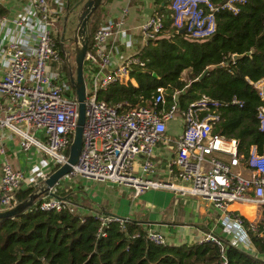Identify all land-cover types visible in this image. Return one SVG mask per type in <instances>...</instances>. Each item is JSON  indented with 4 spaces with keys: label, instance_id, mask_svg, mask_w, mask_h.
I'll list each match as a JSON object with an SVG mask.
<instances>
[{
    "label": "built area",
    "instance_id": "built-area-1",
    "mask_svg": "<svg viewBox=\"0 0 264 264\" xmlns=\"http://www.w3.org/2000/svg\"><path fill=\"white\" fill-rule=\"evenodd\" d=\"M62 1L56 8L51 0H33L32 9L40 28L32 53L11 42L3 57L7 70L0 77V153H4L5 131L18 136L22 151L35 147L43 156V164L34 185L42 184L53 169L66 163L76 127L77 100L67 84L63 61L54 42ZM233 2L242 0L229 1L220 8L210 0H167L175 32L184 29V35L193 40L212 36L216 30L215 13L224 8L236 13ZM126 15L125 9L119 18L105 22L90 36L83 65L86 88L83 143L68 176L125 187L132 190L134 197L147 191H166L205 199L234 227L230 244L255 253L250 237L264 243V145L259 151L251 147L249 158L243 163L238 142L213 133L215 123L220 121L221 105L205 96L184 110L175 103L165 108L163 88L156 90L147 106L128 110L119 111L121 105L110 107L97 100L99 91L115 83L136 85L130 73L144 68L138 55L121 63L115 60L116 42L125 34ZM162 30L163 19L157 15L140 28L147 43L155 40ZM254 86L264 103V82ZM176 118L182 121V131L173 142L174 154L164 166L165 177L154 178L155 150L158 145L171 142L166 137L167 125ZM257 120L259 130L264 131V104L258 108ZM35 132L42 138H37ZM242 170H248L250 175L245 176ZM23 181V174L5 161L0 175V212L15 206V194ZM233 203L259 206L262 210L259 221L249 222L229 211ZM66 206V201L60 198L42 197L38 210L60 212ZM95 217L102 236L106 225L114 222L124 229V223L128 222L113 216ZM145 239L159 246L166 244L165 238L153 231H146ZM203 242L223 247L222 241L212 235L198 243Z\"/></svg>",
    "mask_w": 264,
    "mask_h": 264
},
{
    "label": "trees",
    "instance_id": "trees-1",
    "mask_svg": "<svg viewBox=\"0 0 264 264\" xmlns=\"http://www.w3.org/2000/svg\"><path fill=\"white\" fill-rule=\"evenodd\" d=\"M155 1L154 15L162 17L163 30L137 54L144 68L130 73L136 85L115 83L99 91L97 100L110 107L121 105L119 111L128 110L147 106L156 90L163 88L165 108L175 103L184 110L205 96L221 105L213 133L235 139L244 163L251 147L259 151L264 145V131L259 130L257 120L264 103L254 86L264 80V0L233 2L236 13L219 9L214 34L202 40L177 34L168 3ZM210 1L220 8L232 0ZM102 4L91 17L90 36L102 25ZM3 15L0 8V18ZM54 42L58 47V40ZM246 53L250 55L232 61L233 55ZM59 56L70 86L63 56ZM57 185L52 196L66 199L64 210L42 212L38 210L42 198H38L18 215L0 219V264H264V243L253 236L255 253L222 239V248L212 242L155 245L145 239L146 231L136 221L124 223V229L110 223L102 236L98 218L80 212L71 191ZM35 191L33 184L21 185L15 206Z\"/></svg>",
    "mask_w": 264,
    "mask_h": 264
},
{
    "label": "crops",
    "instance_id": "crops-1",
    "mask_svg": "<svg viewBox=\"0 0 264 264\" xmlns=\"http://www.w3.org/2000/svg\"><path fill=\"white\" fill-rule=\"evenodd\" d=\"M32 1L0 0V8L4 12L3 17L0 18V56L2 57L0 77L7 70V62L3 57L9 43L21 44L29 54L34 49L40 24L32 9ZM61 1L51 0V4L54 6L56 3V6ZM166 1L165 3H167ZM70 3L75 2L70 0ZM163 5L161 4L160 8ZM157 8L155 0L104 1L101 6L102 24L119 18L122 11L127 10L123 25L125 34L121 41L116 42L115 46L114 56L117 63L137 55L147 45L140 28L154 15ZM181 131L182 121L180 119L176 118L168 123L166 137L171 142L166 146L158 145L155 150L157 174L154 178L165 177L164 166L170 156L174 154L173 142ZM35 136L39 139L42 138V135L37 132H35ZM2 149L4 153H0V175L2 165L7 161L15 170L23 174L22 185L33 184L43 164V156L37 149L31 147L27 152L22 151L19 148L18 136L10 131L3 133ZM241 172L245 176L250 175L248 170ZM75 185H72L71 188H62L71 191L78 210L83 214L114 215L121 219L133 218V221L138 222L145 231L160 233L168 245L198 243L208 235L229 242L234 239L232 236L234 227H231L223 213L214 209L211 203L205 199L181 196L166 191H147L134 197L132 190L128 188L86 180L81 177L76 179ZM59 186L57 185V187ZM84 186L87 188L86 192L83 191ZM229 211L240 215L249 222L259 221L262 215L259 206L246 203H233L229 206Z\"/></svg>",
    "mask_w": 264,
    "mask_h": 264
},
{
    "label": "water",
    "instance_id": "water-1",
    "mask_svg": "<svg viewBox=\"0 0 264 264\" xmlns=\"http://www.w3.org/2000/svg\"><path fill=\"white\" fill-rule=\"evenodd\" d=\"M104 0H78L71 4L64 0L59 13V25L62 29L60 36V49L68 73V81L77 100V120L73 137L69 146V154L65 164L51 172L41 185H35L36 191L25 201L9 210L0 212V219L12 218L33 205L35 200L43 196L53 197L52 190L58 182L68 176L72 167L77 163L83 143V129L85 123L86 88L83 75L84 58L90 41V22L93 13L100 7ZM167 2V1H166ZM184 34V29L176 32ZM65 43L68 49H65ZM250 53L233 55L232 61L236 62ZM156 77V75H153ZM204 74L199 78L201 79ZM62 200L66 201L65 198ZM113 217H116L113 215ZM119 218V217H117ZM133 221V218H128Z\"/></svg>",
    "mask_w": 264,
    "mask_h": 264
},
{
    "label": "rangeland",
    "instance_id": "rangeland-1",
    "mask_svg": "<svg viewBox=\"0 0 264 264\" xmlns=\"http://www.w3.org/2000/svg\"><path fill=\"white\" fill-rule=\"evenodd\" d=\"M54 36L56 37L57 36V28L55 29V32H54ZM31 132L34 133V131L32 130ZM78 177H72V176H66L64 177L63 179H61L59 182H58V185H60V189H63L62 187H66V188H71L72 185L73 186H76L75 185V181ZM83 191H87V188L84 186V189Z\"/></svg>",
    "mask_w": 264,
    "mask_h": 264
},
{
    "label": "flooded vegetation",
    "instance_id": "flooded-vegetation-1",
    "mask_svg": "<svg viewBox=\"0 0 264 264\" xmlns=\"http://www.w3.org/2000/svg\"><path fill=\"white\" fill-rule=\"evenodd\" d=\"M56 28H57V36L55 37V39L58 40V44H59L60 36H61V33H62V29H61V27L59 25V18L57 20ZM55 47H57V46L55 45ZM65 49H68V45L66 43H65ZM56 50H57V53L59 52L58 54H61L62 55V52H61V49H60V45L57 47Z\"/></svg>",
    "mask_w": 264,
    "mask_h": 264
}]
</instances>
